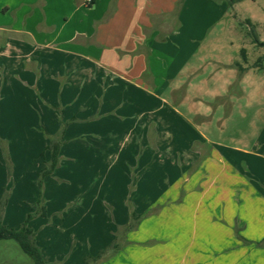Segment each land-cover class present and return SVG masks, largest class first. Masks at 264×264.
<instances>
[{
    "label": "rangeland",
    "instance_id": "obj_1",
    "mask_svg": "<svg viewBox=\"0 0 264 264\" xmlns=\"http://www.w3.org/2000/svg\"><path fill=\"white\" fill-rule=\"evenodd\" d=\"M226 2V13L196 43L177 79L187 85L178 101L169 90L152 103L137 96L123 103L116 90L75 87L69 58L43 47L33 52L23 34L0 31L2 220L18 229L32 215L46 262L84 264L104 250L94 264H157L154 248L167 242L175 252L167 250L172 256L165 262L179 264L198 257L197 249L194 257V250L181 248L187 237L204 252L201 223L192 237L193 198L178 210L183 224L172 216L178 200L149 202L143 221L132 213L160 194L200 197L206 184L194 185L205 172L199 170L205 155L192 161L189 151L227 147L234 153L264 145V0ZM61 131L58 167L44 178L51 163L47 146ZM0 264L34 262L8 239L0 240Z\"/></svg>",
    "mask_w": 264,
    "mask_h": 264
},
{
    "label": "crops",
    "instance_id": "obj_2",
    "mask_svg": "<svg viewBox=\"0 0 264 264\" xmlns=\"http://www.w3.org/2000/svg\"><path fill=\"white\" fill-rule=\"evenodd\" d=\"M227 9L226 0H0V31L23 34L33 52L43 47L69 58L75 87L85 83L86 89L116 90L114 95L120 94L117 100L123 103L133 96L152 103L169 90L178 101L179 91L187 85L177 79L188 68L196 43ZM159 129H155L158 137ZM228 149L189 151L192 161L205 155L199 166L205 172L194 185L206 184L200 197L187 194L175 200L160 194L140 206L143 221L149 202L178 200L172 216L179 219L176 224H183L181 211L193 198L192 237L201 223L206 249L202 253L187 237L181 248L194 250V257L197 249L202 260L187 262L183 257L179 264H264V145L234 153ZM160 228L182 233L176 225ZM160 245L154 248L155 259L167 264L171 255L167 250L175 248L167 242Z\"/></svg>",
    "mask_w": 264,
    "mask_h": 264
},
{
    "label": "trees",
    "instance_id": "obj_3",
    "mask_svg": "<svg viewBox=\"0 0 264 264\" xmlns=\"http://www.w3.org/2000/svg\"><path fill=\"white\" fill-rule=\"evenodd\" d=\"M238 1H243V0H238ZM64 134H65V131H61L59 137L55 141H53L51 145L47 146V150H49L51 153V163L49 166L45 167L42 170V176L44 178L51 175L55 171V169L58 167L59 156H60V152L62 148L61 139L63 138ZM38 204L39 205L42 204V195H40L38 198ZM5 205H6V201H2L0 203V240L11 239V240L16 241L18 245L20 246V248L23 250V252L32 258L34 264H50L45 261L42 249L37 244V241H36V232L30 226V222L33 216L29 215L26 221L22 223L18 229L9 228L3 223V220H2V212H3ZM41 216L43 217L47 216V211H46L45 206L41 207ZM132 217L139 218V216L136 213H132ZM104 252L105 251L102 250L97 257L85 258L84 264L96 263L101 258V255Z\"/></svg>",
    "mask_w": 264,
    "mask_h": 264
},
{
    "label": "built area",
    "instance_id": "obj_4",
    "mask_svg": "<svg viewBox=\"0 0 264 264\" xmlns=\"http://www.w3.org/2000/svg\"><path fill=\"white\" fill-rule=\"evenodd\" d=\"M92 0H88V2H91Z\"/></svg>",
    "mask_w": 264,
    "mask_h": 264
}]
</instances>
